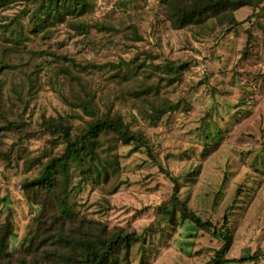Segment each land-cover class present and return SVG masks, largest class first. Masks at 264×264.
<instances>
[{"label":"rangeland","instance_id":"rangeland-1","mask_svg":"<svg viewBox=\"0 0 264 264\" xmlns=\"http://www.w3.org/2000/svg\"><path fill=\"white\" fill-rule=\"evenodd\" d=\"M162 1L94 0L93 11L82 18L90 25L111 24L114 30L90 27L84 35L61 25L47 37L54 48L82 65L80 71L94 85L102 108L112 106L133 129L146 133L171 175L163 173L144 148L131 152L132 145L121 144L120 190L109 196L85 183L76 196V207L111 227H132L143 233L158 217L160 205L171 199L170 177H174L181 200L204 220L217 226L227 221L234 241L228 254L232 262L226 264H264V7L239 9L237 25L210 21L203 27L174 29ZM21 8L16 4L1 11L0 24L8 23ZM131 26H136L142 39L133 40ZM37 39L31 49L38 54L51 49L50 43ZM133 58L146 63L145 74L126 81L110 64ZM169 62L189 64L179 80L163 81L156 97L120 100V85L130 88L146 79L159 83L168 73ZM123 68L129 67L125 63ZM155 107L163 111L159 117H151ZM68 112L60 94L44 82L27 119L33 128L39 127L42 115H61L69 124ZM15 137H1L5 149ZM62 150L61 142L54 148L49 135L40 132L15 150L11 164L0 159V217L9 223L13 248L33 227V211L21 184L34 178L39 167L26 171L25 157L45 161L52 151ZM146 237L145 244L133 247L132 264H214L213 249L221 246L179 215L175 224L165 222ZM247 258L251 260L240 262Z\"/></svg>","mask_w":264,"mask_h":264},{"label":"trees","instance_id":"trees-1","mask_svg":"<svg viewBox=\"0 0 264 264\" xmlns=\"http://www.w3.org/2000/svg\"><path fill=\"white\" fill-rule=\"evenodd\" d=\"M162 2L165 3V16L174 29L203 27L210 21L221 26L237 25L235 13L239 9L264 7V0ZM16 4L22 5L19 12L10 17L8 23L0 24V136L11 134L17 139L5 149L0 137V159L11 164L15 150L40 132L49 135L54 148L61 142L63 150L52 151L45 156V161L40 157H25L26 171L39 167L34 178L21 184L27 204L33 211V227L23 236L19 246L13 248L9 223L2 222L0 217V264H132L133 247L145 244L146 236L158 232L163 223L175 224L178 215L182 221L190 222L221 243L218 249H213L214 264L232 262L228 254L234 237L227 229V221L224 219L217 226L204 220L181 200L180 185L174 177H170L174 182L171 199L160 205L158 217L143 233L132 227H111L76 207V196L85 183L109 196L120 190L123 183L120 178L121 144L132 145L131 152L144 148L161 171L171 175L154 153L152 141L146 133L133 129L121 113L113 112L112 106L102 108L94 85L80 71L82 65L74 56L54 48L47 38L61 25H68L84 35H88L90 27L99 31L114 30L111 24L90 25L82 18L93 11L94 0H0V12ZM130 29L133 40L142 39L136 26ZM37 38L41 43H50L51 49L42 50L40 54L31 49ZM146 54L149 58L153 55L151 52ZM125 63L129 67L126 70L123 68ZM87 65L101 68L94 63ZM110 65L116 66L126 81H136L137 76L145 74L142 69L146 63L135 58ZM188 65L176 66L169 62L165 66L168 73L166 77L161 76L159 83H150L146 79L130 88L122 84L119 98L139 101L156 97L162 82L173 84ZM44 82L69 106V124H65L61 115H42L37 128L28 121L30 106ZM162 113V109L155 107L151 117H159ZM252 258L256 259L257 255ZM246 260L251 258L240 259V262Z\"/></svg>","mask_w":264,"mask_h":264}]
</instances>
